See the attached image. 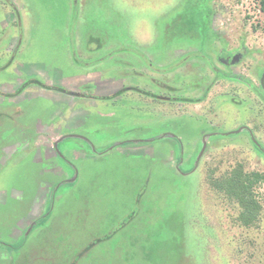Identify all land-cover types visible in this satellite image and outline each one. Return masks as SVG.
Here are the masks:
<instances>
[{"label": "rangeland", "instance_id": "1", "mask_svg": "<svg viewBox=\"0 0 264 264\" xmlns=\"http://www.w3.org/2000/svg\"><path fill=\"white\" fill-rule=\"evenodd\" d=\"M89 45L95 49L84 48ZM221 49H245L242 62L229 70L259 84L264 21L258 0H0V85L34 79L74 91L95 86V95H112L116 82L137 84L143 80L139 73L149 71L130 52L165 67L200 52L218 65ZM128 59L136 64L124 66ZM194 67L191 62L159 77L171 85L189 72L195 88L188 97L199 99L207 86L198 90L197 80L210 70L199 73L195 67L196 73ZM214 84L203 102H152L163 113L179 112L172 117L151 111L137 92L96 99L81 107L89 115L68 129L60 119L72 106L59 107L57 94L48 90L31 87L11 104L0 103V241L19 245L31 220L52 213L20 250L0 244V264H264V220L261 229L240 227L237 208L207 180L211 170L222 173L238 163L264 173V156L251 136H210L195 172L176 168L182 155L191 156L183 169L193 168L203 134L216 130L252 127L264 149V105L237 84ZM45 130L52 135L40 133ZM59 131L111 150L87 160L72 151L89 152V143L63 140L57 171L37 142L44 137L50 151ZM133 142L144 152H133ZM122 147L124 155L115 150ZM66 172L77 175L75 185H61Z\"/></svg>", "mask_w": 264, "mask_h": 264}, {"label": "crops", "instance_id": "2", "mask_svg": "<svg viewBox=\"0 0 264 264\" xmlns=\"http://www.w3.org/2000/svg\"><path fill=\"white\" fill-rule=\"evenodd\" d=\"M203 43V42H202ZM84 48H86L88 51L89 50H93V49H95L94 47H93V45H89V47H84ZM230 52V51H229ZM91 53V52H90ZM79 54H80V50H79V52H78V63L80 62V61H83V60H81L80 59V56H79ZM129 55H130V53H129ZM128 55V56H129ZM201 54H196V56L197 57H192L190 60H189V63H191V62H194V65H195V67H196V69L198 70V72L199 73H201L202 72V70H205V67L207 68L206 70H210V72H208V75H207V78L206 79H201L205 84H206V86H208V88H207V90H206V93L204 94V96L202 97H200L199 99H198V103L199 102H203V101H205L206 99H207V97H208V94L210 95V93L212 92V91H214V88H216V86L218 85V84H214V82H215V76L217 75L214 71H213V69L211 68V66L209 67L206 63H207V61L205 60V59H202V58H198L199 56H200ZM217 55V54H216ZM216 55H215V58H216ZM203 57H207V58H209L208 57V55L206 54V53H204V56ZM111 57H109L108 59H110ZM129 59H131L132 60V58L131 57H128ZM106 59V58H105ZM127 60V61H124L123 62V64L125 63V62H130V63H132V61L131 60ZM100 60H102V59H100ZM206 62V63H205ZM237 62H238V57L236 56V59H234L233 61H232V63L231 64H233L232 66H237L236 64H237ZM124 66H128V65H125L124 64ZM195 67H194V70H195ZM222 68H223V66H221ZM183 67H180L179 69H177V70H175L176 72H181V69H182ZM218 68H219V66H218ZM224 69V71H225V73L228 75H230V76H240V75H237V74H233V72L231 71V70H229V69H231V68H229V67H227V69L226 68H223ZM193 70V71H194ZM197 70H195L196 71V73H197ZM229 70V71H228ZM175 71H173V72H175ZM96 72H98V71H96ZM101 73V72H100ZM141 73H144V72H141ZM180 74V73H179ZM188 74L190 75V73L188 72ZM216 74V75H215ZM101 75H103V73H101ZM144 75H146L145 73H144ZM143 78V80H140L137 84H136V80H132V81H130L128 84H126V81H125V79H121L120 81L121 82H116V84H118V88L119 89H121V88H127V87H133L131 90H127V91H125L126 93H127V95L128 94H131L132 92H137V93H139L140 95H143V96H145V100H144V104H147L150 108H151V111H155V113L156 114H158V115H160V116H162V117H164V115L166 116V117H172V116H176L177 114H179V112H177V111H175V112H172V113H163V110H162V106H158V104H156V103H152V102H157V103H159V102H165V103H171V104H180V103H184L183 101H177L178 99L177 98H175V97H178V96H175V94H173V93H171V96H162V92H167V91H163V90H160V89H155V88H153V87H147V86H150V85H148V83H147V79H145V76H143L142 77ZM147 78V77H146ZM245 78V77H244ZM14 78H12V79H10V80H8L7 82H12V81H15V79L13 80ZM105 80L106 81H110L109 80V78H105ZM206 80H212V82L211 83H206ZM111 81H114V80H111ZM142 81L144 82L143 84H140V83H142ZM221 82V83H223V82H230V83H233V84H237L239 87H241L242 89H244L245 91L246 90H248L249 91V93L250 94H252L251 93V91H250V88H249V86L245 83V82H241V81H239V80H237V79H230V78H225V77H223L222 76V78L221 79H219L217 82ZM6 82V83H7ZM46 84V83H45ZM47 85V84H46ZM128 85V86H127ZM168 85H170V84H168ZM1 86L2 85H0V89H1ZM51 86V85H50ZM84 86V85H83ZM82 86V87H83ZM237 86V87H238ZM4 87H7V90L9 91V89H10V91H14V90H16L17 88L20 90V88L21 87H18V83H17V81H16V83L15 84H9V85H5ZM3 87V88H4ZM56 87H58V86H56ZM58 88H62L61 86L60 87H58ZM123 88V89H124ZM62 89H64V90H67V91H70V92H72V93H78V94H80V95H84L85 97H79V98H77V97H72L71 96V98L70 99H67L68 98V96H67V94H65V93H60V92H57V91H54V90H48V92L50 93V94H53V93H55V94H57L56 96V99L55 100H57L58 102H59V104H58V106L59 107H61L63 104L65 105V106H67V107H70V106H72V108L70 109V111L68 110L67 111V109L64 111V113H70L69 115H67L68 117H66V115L65 116H63V113H62V119H60V123L61 124H64L65 125V129H68L70 126H73V125H75V122L76 121H79L80 119H85L86 117H87V115H89V113L90 112H88L87 110H85L84 108H81L82 106H84V105H86V104H89V102H93L94 100H100V99H98V98H103V97H107L108 96V94L107 95H103V96H99V95H95V93H93V90L94 91H96L97 90V87H95V86H91V87H89L88 85H86L85 86V89H83L84 91H74V90H68L67 88H62ZM69 89H71V87L69 88ZM111 89L112 90H114L115 89V87H111ZM110 89V90H111ZM44 90H47V89H44ZM199 90V89H198ZM27 90L25 89L24 90V93L26 92ZM92 92L91 94H89V93H87V92ZM115 92V91H114ZM253 95V94H252ZM110 97V96H109ZM141 96H139V98H140ZM188 97V96H187ZM226 98H228L227 96H225ZM214 99H216V98H218V97H213ZM224 98V97H223ZM109 99H111V98H109ZM108 99V100H109ZM191 99H193V98H191ZM68 100H71L72 101V103H69L68 102ZM201 100V101H200ZM229 102H233V99L231 98V99H229L228 100ZM68 103V104H67ZM185 103H197L196 101L195 102H190V101H188V102H185ZM222 103V100H220V103L219 104H221ZM225 103V102H224ZM157 105V106H155V105ZM222 106H223V103H222ZM149 108V109H150ZM74 109V110H73ZM73 110V111H72ZM173 110V109H172ZM153 111V112H154ZM187 113H189V112H187ZM186 115H188V114H186ZM156 117H158V116H156ZM64 119V120H63ZM213 123L211 122V125H212ZM220 126V125H219ZM48 128H50V126L48 127ZM218 129L220 128V127H217ZM216 128V129H217ZM242 128H244L240 133H238V134H234V135H240V134H242V133H245V134H247V135H250V136H253L254 135V133H253V128L251 127V128H247V127H244V125L240 128V129H242ZM239 129H237L236 131H238ZM236 131H233V132H236ZM215 132H217V133H221V131H219L218 132V130H216ZM233 132H230V133H233ZM229 132H227V133H223V134H220V135H224V136H226V135H228V134H230ZM48 136H50V135H52V132H48ZM65 134H67L66 132H65ZM64 134V135H65ZM55 137H54V140L55 141H57L58 142V139L60 140V138L59 137H61V135H63L62 133H61V131H59L58 132V134H53ZM215 136V135H214ZM233 136V135H232ZM212 137V136H211ZM207 136H205L204 138H203V142H202V150H201V152L199 153V155L197 154L196 155V157H197V159H199L200 160V155H203V154H201L202 153V151H203V143L204 142H206V144H207ZM253 139H254V137H253ZM43 142H37V145L39 146V147H47V140L45 141V139L43 138ZM69 140H81V141H85V143L87 142V144L89 143L90 144V146L92 147L91 149H90V151L88 152L87 150H85L86 148H83V147H81V151H79V150H74V151H72V156H77V155H81L83 158H85V159H87V160H93L94 158H96L97 159V157H96V155L97 156H99V155H105V154H107L109 151H110V146H106L105 148V150H103V151H99L98 149H96V148H94L93 146H92V144H91V142H88L87 140H85L83 137H74V138H68V139H66L65 141H69ZM255 140V139H254ZM256 141V140H255ZM257 142V141H256ZM137 143H139V142H133L132 144H131V146L132 145H135V144H137ZM142 143V142H141ZM58 144V143H57ZM257 144H258V146L260 145L258 142H257ZM36 145V146H37ZM207 146V145H206ZM261 146V145H260ZM108 147V148H107ZM48 148V147H47ZM123 148L124 147H122L121 149H115L116 150V152H118L120 155H124V153H126L127 152V150H124L123 151ZM131 149L133 150V152H135V153H141V152H144V151H142V149H141V147H139V145L137 146V145H135L134 147H131ZM206 149V148H205ZM84 151H87V152H84ZM198 151H199V149H198ZM49 152V151H48ZM61 152V154H63L62 153V151H60ZM204 153V152H203ZM49 154V157L48 158H50V159H54V160H52V163L55 165V169L56 170H60L61 168H59L60 166H61V164L60 163H58L57 162V160H55V158H57V157H55V155H53V154H51V152H49L48 153ZM38 155H40L39 153H38ZM66 157V156H65ZM64 157V158H65ZM185 157V156H184ZM195 157V158H196ZM190 158H191V156H187V157H185V162H190ZM66 159H69V158H67L66 157ZM194 161V160H193ZM6 162H8V161H5L4 163H6ZM66 162V161H65ZM184 162V163H185ZM200 162V161H199ZM67 163V162H66ZM182 164V163H181ZM198 167V166H197ZM176 168H177V166H176ZM179 171H183V172H187L186 170H184L183 169V164L182 165H180L179 164V166H178V168H177ZM197 169V168H196ZM196 169L193 171V172H195L196 171ZM62 170V169H61ZM191 170V169H190ZM68 173L66 172V179L65 180H67V179H71V181H70V183H67V184H76L77 182V175H74V178H71L72 176H73V174H71L72 176L70 177L69 176V174L67 175ZM67 184H65V185H67ZM60 189V188H59Z\"/></svg>", "mask_w": 264, "mask_h": 264}, {"label": "flooded vegetation", "instance_id": "3", "mask_svg": "<svg viewBox=\"0 0 264 264\" xmlns=\"http://www.w3.org/2000/svg\"><path fill=\"white\" fill-rule=\"evenodd\" d=\"M16 12H18L17 8H16ZM17 19H18V16H17ZM19 22L20 21H18V23ZM178 49L176 48V49H173V50H177L178 51ZM180 49H182V48H180ZM241 50L239 49V50L231 51V52H229V51H227L225 49L219 50V52H217L216 59H215V61L219 65V68H218V65H215L214 62L212 61L214 59L207 58V57H203L204 56V53H202V52L198 53V55L199 54H203V55H200L198 58L205 59L207 61V63L206 62L205 63L209 67L211 66V68L213 69V71L217 74V75L215 74L216 75L215 76V83L219 79H221L222 76L225 77V78H230V79H233L234 78V79H237V80H239L241 82H245L249 86L251 93L258 99V101H260L264 105V100L260 96V94H263L264 95V88H263V85H262V81H263V77H264V70L261 69V75L259 76L260 77L259 78V84L256 85V83H253L252 80L247 79V78H244L242 76H230L229 74L227 75L225 73L224 69H223V68H226L227 69V67H229L231 69L234 68V66H232L233 64H231L232 61L234 60L232 58L233 56H235L234 57L235 59H236V56L238 57V62H237L236 65H239L242 62V60L246 56V50L243 49V52ZM131 54H133L134 56H136L138 58V61H136V63L141 64V68L148 69L149 70L148 72L147 71H144V73L146 75H144V73H141V72L139 73V75L141 77L145 76V79H147L146 81H147L148 85H150V86H147V87H153L155 89H160V90H163V91H169L170 93L175 94V96H178V97H175V98L178 99L177 101H183L184 103L185 102H188V101L191 102L193 100L194 101L195 100H198V99H191V98L187 97L189 94H191L193 92V89L195 88V87L191 86V84H189L190 76L192 77L191 74L190 75L188 74V76L185 77V78L179 77L178 75L175 76L174 77L175 78V83L174 84H171V85H168L167 83H164L162 81V79H160V77H159L160 76L159 73H163V72H165V73L173 72V71L179 69L180 67L186 66L189 63V60L192 57H194V56L197 57L196 54L193 53V54L187 55V56H184L183 55L184 57L183 58H180V59L179 58H174V61H172L169 66H165V67H161V66L156 65L155 63H151L150 60L142 52H140L139 54L138 53H135V52L134 53H131L130 52V55ZM224 54L226 55V57H222V55H224ZM77 62H78V60H77ZM136 63L132 64L130 62H125V64L128 65V66H130V67H133V65H135ZM221 66H223V68ZM26 79H30V78H26ZM182 81H187V83L189 85H182ZM38 82H40V81H37V80H34V79H30L28 81L27 80H24V84H21L20 86H18V87H21L20 90L17 88L14 91H10V89H11L10 88L9 91L4 92L3 90L0 89V103H3V104H11L12 101H13V99L18 100L24 94V90L25 89L27 90L28 88H31V87H35V88L40 87L41 89L52 90V89H48V88L41 87V85ZM9 84L11 85L13 83H11L10 81L7 82V83L5 82V83L1 84L2 85L1 88L4 87L5 85H9ZM42 84H45V83H42ZM197 85H198V87H197L198 89L203 88V87L206 86V84L201 79L200 80H197ZM46 86H48V85H46ZM50 87H54V86H50ZM123 88L118 89L112 95H108L107 97L105 96L103 98H98V99H100V100H108L109 98H113L115 100V99H119V98H124V96L127 94L125 91L131 90L133 87H127V88H124V89ZM207 88H208V86H207ZM207 88L205 89L204 94L206 93ZM53 90L56 91L55 89H53ZM57 92H59V91H57ZM181 92H182V94H180ZM60 93H65V92H60ZM183 93H186V95H184ZM65 94H67V93H65ZM75 94H78V93H75ZM204 94H203V96H204ZM70 96L76 97V96H73V95H70ZM184 96H186V97H184ZM130 97L131 98H134V96H130ZM77 98H79V97H77ZM40 133H42L44 135L46 134L45 136H48L49 135L46 132V130L44 132H41L40 131ZM220 134L221 133L212 132V133H205V134H203V136H207V138L209 139L210 136H214V135L215 136H220ZM74 137H76V136L75 135H70L68 133L65 134V135H61V137H59L60 140L58 139V142L57 141H54V143H53L52 148H51L50 151H49V149L47 147H42L43 148V154H44L45 160H50V158H48L49 157V154H48L49 152H51V154L55 155V157H59L61 155V152H60L61 150L60 149L58 150V147H59L60 142L63 141V140H66L68 138H74ZM165 137L166 138H172V137L174 138V136H172V135H170L169 137L166 135ZM165 137L162 136L161 138L164 139ZM39 139H41V138H39ZM38 148H40V147L38 146ZM255 148H256V146H255ZM257 148L256 149L259 150L260 153L264 156V149H263V147L259 145V147H257ZM201 150H202V147H201ZM201 150H200V152H201ZM181 160H182V164H184V162H185L184 155L181 156ZM199 161L200 160L197 159V157H196L194 159V161H193V166H192L193 168H191V170H189L187 172H184V173H189L190 171H194L197 168V166L199 165ZM179 164L182 165L181 163H178L177 168H178ZM3 165H4V163H3ZM51 168H55V165L53 163H52ZM70 181H71V179H67L61 185L63 186V184L70 183ZM59 187H61V186L59 185L56 188L58 189ZM46 214H49V212H47ZM43 216H38L35 219L31 220V222L28 223V225L26 226V228H27L26 229L27 234L25 233L26 235L24 234L22 236L23 239L21 240V243L19 245L15 246V245H12V244H3L1 241H0V244L2 246H5V247H7L9 249H12V250H20V248H22L25 245L26 240L31 235V233L37 227H39L40 225H42V223H38L37 220H39Z\"/></svg>", "mask_w": 264, "mask_h": 264}, {"label": "trees", "instance_id": "4", "mask_svg": "<svg viewBox=\"0 0 264 264\" xmlns=\"http://www.w3.org/2000/svg\"><path fill=\"white\" fill-rule=\"evenodd\" d=\"M259 10L263 15L264 21V0H258ZM18 20L19 14H17ZM191 26V25H190ZM41 87L55 89L59 92L76 97H85L84 95L75 94L62 88L46 86L38 82ZM198 102V100H195ZM194 100L191 102H195ZM236 133H230L226 136H232ZM251 136L252 144L254 139ZM254 146H256L254 144ZM258 146H256L257 148ZM258 149V148H257ZM208 183L211 190L226 200L229 205H233L238 210V225L247 230L261 229L264 220V173L260 171H247L243 164L238 163L227 171L219 173L211 170L208 175ZM50 214H46L37 220L38 223H44L48 220ZM102 241V240H101ZM88 250H86L87 253ZM85 254H83L84 256ZM79 259V258H78Z\"/></svg>", "mask_w": 264, "mask_h": 264}, {"label": "water", "instance_id": "5", "mask_svg": "<svg viewBox=\"0 0 264 264\" xmlns=\"http://www.w3.org/2000/svg\"><path fill=\"white\" fill-rule=\"evenodd\" d=\"M262 85H263V88H264V77H263ZM260 96H261V98L264 100V95H263V94H260ZM243 129H244V128L239 129L238 131L233 132V133L238 134V133H240ZM254 144H255L256 146H258V144H257V142H256L255 140H254ZM258 147H259V146H258ZM205 148H206V142L203 143V151H202L201 154H203ZM201 156H202V155H200V157H201Z\"/></svg>", "mask_w": 264, "mask_h": 264}]
</instances>
